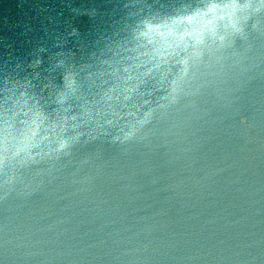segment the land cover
I'll return each mask as SVG.
<instances>
[{
    "label": "water",
    "instance_id": "95a60500",
    "mask_svg": "<svg viewBox=\"0 0 264 264\" xmlns=\"http://www.w3.org/2000/svg\"><path fill=\"white\" fill-rule=\"evenodd\" d=\"M123 2L0 0V71L57 82L61 56L88 61L123 27ZM233 51L247 71L227 101L165 114L142 142L78 145L0 203V264H264V32Z\"/></svg>",
    "mask_w": 264,
    "mask_h": 264
},
{
    "label": "clouds",
    "instance_id": "9594fccd",
    "mask_svg": "<svg viewBox=\"0 0 264 264\" xmlns=\"http://www.w3.org/2000/svg\"><path fill=\"white\" fill-rule=\"evenodd\" d=\"M122 8L123 27L88 61L61 56L57 82L38 91V73L0 71V203L34 194L78 145L142 142L165 114L195 110L202 97L227 101L222 93H234L247 71L233 50L264 32V0H179L167 9L124 0ZM41 63L37 56L28 68Z\"/></svg>",
    "mask_w": 264,
    "mask_h": 264
}]
</instances>
